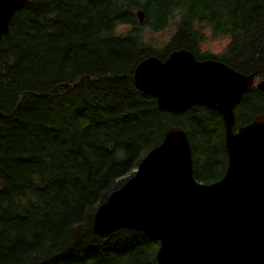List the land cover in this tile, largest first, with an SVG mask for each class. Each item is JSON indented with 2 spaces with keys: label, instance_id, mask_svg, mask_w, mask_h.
Instances as JSON below:
<instances>
[{
  "label": "trees",
  "instance_id": "trees-1",
  "mask_svg": "<svg viewBox=\"0 0 264 264\" xmlns=\"http://www.w3.org/2000/svg\"><path fill=\"white\" fill-rule=\"evenodd\" d=\"M201 28L225 48L202 49ZM182 48L263 79L264 0H29L14 15L0 40V264H157L142 232L92 226L171 126L186 130L196 180L223 176L219 113L160 111L133 83L139 61ZM261 112L252 86L234 128Z\"/></svg>",
  "mask_w": 264,
  "mask_h": 264
},
{
  "label": "water",
  "instance_id": "water-1",
  "mask_svg": "<svg viewBox=\"0 0 264 264\" xmlns=\"http://www.w3.org/2000/svg\"><path fill=\"white\" fill-rule=\"evenodd\" d=\"M28 3L0 0V40ZM136 17L142 23L144 13ZM132 78L160 111L181 114L200 105L219 113L227 166L216 181L196 180L186 130L171 126L98 207L93 232L140 231L158 242L157 264H264V112L234 128L235 107L253 85L264 93V78L254 84V74L184 48L163 60L142 59Z\"/></svg>",
  "mask_w": 264,
  "mask_h": 264
},
{
  "label": "rangeland",
  "instance_id": "rangeland-1",
  "mask_svg": "<svg viewBox=\"0 0 264 264\" xmlns=\"http://www.w3.org/2000/svg\"><path fill=\"white\" fill-rule=\"evenodd\" d=\"M201 30H203V37H204V40L201 43L202 49L206 48V49H211L213 52H221L225 48L227 43L226 37L223 36L214 37L209 33V30L206 28H201ZM156 36L158 38H161L162 41H164L167 38L166 34H164V36H162L161 34H156ZM203 45H207L208 47H205Z\"/></svg>",
  "mask_w": 264,
  "mask_h": 264
}]
</instances>
